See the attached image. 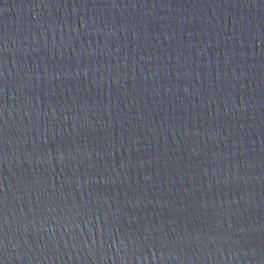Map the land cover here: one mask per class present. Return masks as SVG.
Listing matches in <instances>:
<instances>
[{"label": "water", "instance_id": "water-1", "mask_svg": "<svg viewBox=\"0 0 264 264\" xmlns=\"http://www.w3.org/2000/svg\"><path fill=\"white\" fill-rule=\"evenodd\" d=\"M0 264H264V0H0Z\"/></svg>", "mask_w": 264, "mask_h": 264}]
</instances>
